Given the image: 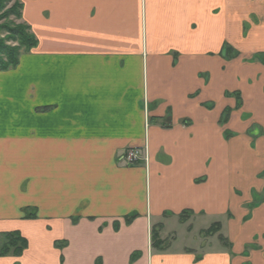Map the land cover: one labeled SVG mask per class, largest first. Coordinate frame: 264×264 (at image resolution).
Here are the masks:
<instances>
[{
    "label": "crops",
    "instance_id": "obj_1",
    "mask_svg": "<svg viewBox=\"0 0 264 264\" xmlns=\"http://www.w3.org/2000/svg\"><path fill=\"white\" fill-rule=\"evenodd\" d=\"M20 1L0 233L28 246L0 264H264V0Z\"/></svg>",
    "mask_w": 264,
    "mask_h": 264
},
{
    "label": "trees",
    "instance_id": "obj_2",
    "mask_svg": "<svg viewBox=\"0 0 264 264\" xmlns=\"http://www.w3.org/2000/svg\"><path fill=\"white\" fill-rule=\"evenodd\" d=\"M7 0H0V11L4 8ZM16 16L17 18H22V8L23 4L20 0L16 3ZM11 11V10H10ZM8 28V32H11L10 37H13L12 40L17 41L19 44L16 47L7 46L4 43H0V55H4L7 59V62L0 65V71L9 70L11 68L17 67L20 62V56L23 52H28L32 48H34L38 41L35 34L31 31L30 26L23 22L13 28ZM2 30V28H0ZM231 52V48L229 49V53ZM237 54V52H236ZM259 59V58H258ZM230 109H227L222 123L226 122L229 117ZM158 227L154 228L152 231V241L153 245L159 246L162 244V241L159 237ZM220 230V225L218 223L212 224L208 229L203 231V234L206 235H214L218 233ZM28 242L27 240L21 236L18 231L0 233V256H4L7 254H13L15 256H20L23 251L27 248Z\"/></svg>",
    "mask_w": 264,
    "mask_h": 264
},
{
    "label": "rangeland",
    "instance_id": "obj_3",
    "mask_svg": "<svg viewBox=\"0 0 264 264\" xmlns=\"http://www.w3.org/2000/svg\"><path fill=\"white\" fill-rule=\"evenodd\" d=\"M17 1L18 0H7L6 3L4 2L5 3L4 8L0 11V28H2V30H0V43L1 44L4 43L10 47H16V46H18L19 43L15 40H12L13 37H10L12 35H11V32H8V28L6 27V25L9 26V28H13V27L23 23V21L20 18H17V16H16V12H17L16 11L17 10L16 3H17ZM3 62L6 63L7 59L4 55H0V65L3 64ZM200 75H201V77H206V74H200ZM212 106H214V105H210L209 107H212ZM211 109L212 110H210V111L214 112V114H215L217 112V103ZM255 125L256 124H253L252 125L253 129L251 126V128L248 131L249 134L252 131V133L250 135L253 137V139H256L259 135H261L262 130H263L262 127H260L258 125L255 126ZM224 134L226 136V134L227 135L231 134V132H228V130H225ZM236 134H237V132H236ZM212 135H213V132H212ZM216 135L220 136L221 135L220 131H216ZM220 138H221V136H220ZM215 146H216V144H215ZM252 148H256L255 145H253ZM199 150H200V148H199ZM127 152H129V151H127ZM242 156H243V153H242ZM146 158H147V155H146ZM146 158L144 160H146ZM139 162H141V161H139ZM238 166L239 165L237 164V167ZM261 176H262V173L260 174V178H261ZM247 177H248V175H247V171H246V175L244 176V174H242L240 178L246 179ZM262 178H264V176ZM211 222H212V220H210L209 218L204 220L203 222H201V220H199V227H207L211 224ZM199 235H200L199 238L203 237L205 239V243H207V245L213 244V241H211V238L209 237L210 235L203 234V232H200V231H199Z\"/></svg>",
    "mask_w": 264,
    "mask_h": 264
},
{
    "label": "built area",
    "instance_id": "obj_4",
    "mask_svg": "<svg viewBox=\"0 0 264 264\" xmlns=\"http://www.w3.org/2000/svg\"><path fill=\"white\" fill-rule=\"evenodd\" d=\"M123 159L126 160L127 164H136L142 160L141 151L139 149L128 150Z\"/></svg>",
    "mask_w": 264,
    "mask_h": 264
}]
</instances>
